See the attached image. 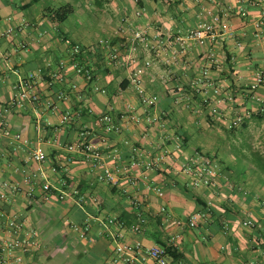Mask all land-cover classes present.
I'll list each match as a JSON object with an SVG mask.
<instances>
[{
	"label": "crops",
	"instance_id": "crops-1",
	"mask_svg": "<svg viewBox=\"0 0 264 264\" xmlns=\"http://www.w3.org/2000/svg\"><path fill=\"white\" fill-rule=\"evenodd\" d=\"M63 6L72 12L54 25L52 12ZM78 11L90 19L86 27ZM213 14L225 23L227 31L213 41L220 62L211 66L210 75L222 84L223 92L231 94L230 102L222 99L204 103L201 94L191 88V80L206 65L207 46L192 43L182 49L177 40ZM7 16L14 23L23 20L28 26L9 38H0V109L12 96V86L18 79L34 72L47 74L60 61L67 66L69 81L78 83L83 93L81 102L75 97L71 102L58 101L56 89L67 90V84L55 83L48 88L41 82V101L7 117L11 134L21 133L30 141L27 146L11 148L7 137L0 140V181L19 185L10 200L0 199V241L11 237L6 225L9 217L21 222L22 234H30L34 240L25 250L11 252L9 259L21 258L14 264H81L83 256L88 264H125L112 260L120 241L118 233L123 241L140 240L146 246L172 248L174 255H169L168 264H264V162L244 150L248 131L264 123L263 106L253 99L257 95L264 100V83L251 88L256 71L264 70V0H177L170 5L159 0H0L2 25H6L3 20ZM139 28H147L151 49L132 42V33ZM66 40L84 48L78 59L92 68V82L70 69L72 58ZM112 50L128 64L114 66L109 59ZM147 59L152 66L144 74L143 83L158 97L148 116L143 114L128 79L133 68ZM96 85L105 92H95ZM48 100L56 105L55 111L44 104ZM79 104L92 107L95 114L111 109L116 117L133 109L141 118L140 124H131L120 134L108 137L103 145L107 165L114 163L110 148L126 154L125 140L139 146L146 159L158 155L162 148L168 151L167 156L147 173L146 181L137 178L132 184L119 176L117 183L109 184L95 181L83 157L75 154L64 176L83 195L81 202L71 197L60 201L56 193L44 200L39 180L25 183L16 168L34 171L41 167L52 182L49 163L39 165L30 157L34 144H41L51 158H62L67 155L65 145L76 141L82 130H90L89 139L98 142L102 128L94 115L60 124V114L66 109L76 110ZM213 107L216 114L211 111ZM235 114L248 116L242 128L230 131L225 120ZM216 140L221 148L215 146ZM195 153L219 162V175L210 186H193L192 179L181 170V162ZM233 153L254 171L263 189L245 175L241 166L233 167L218 158V154ZM132 171L138 175L141 166H134ZM132 198L143 201L153 213L143 234L128 229L134 220ZM202 203L211 209L196 226L176 225L175 220L187 221L192 214L202 212ZM111 216L124 221V227L108 223ZM248 219L252 226H243ZM223 221L228 224L226 231ZM72 224L88 225L84 238ZM146 264L154 263L149 260Z\"/></svg>",
	"mask_w": 264,
	"mask_h": 264
},
{
	"label": "built area",
	"instance_id": "built-area-1",
	"mask_svg": "<svg viewBox=\"0 0 264 264\" xmlns=\"http://www.w3.org/2000/svg\"><path fill=\"white\" fill-rule=\"evenodd\" d=\"M166 5L175 4L177 0H159ZM198 1V0H193ZM138 14V12H136ZM6 25H2L0 21V38H9L15 35L17 32L28 26L26 22L22 20L20 23H14L12 18L7 16L3 20ZM218 28H220L218 30ZM227 28L224 22L221 21L217 14L210 15L208 20L201 21L194 28L189 30L184 36L177 37L178 43L182 49L190 46L194 43L199 46H207L205 60L206 65L201 70L200 74L191 80V88L201 94L203 102L209 103L210 100L214 102H220L222 99L231 101L233 97L231 94L223 92V86L217 83L216 80L210 75L211 66L220 62L217 52L215 51L213 41L218 34L226 33ZM228 33V32H227ZM42 35L43 32H38ZM230 35V34H229ZM149 32L147 28H139L132 33V42L141 45L144 49H151L153 45L149 44ZM105 48L109 47L107 42H100ZM68 45L69 54L72 58L69 65L70 69L77 75L83 78L86 82H92L94 80V74L91 67L81 64L78 55L82 52V46L79 43L66 40ZM23 47V44H20ZM16 49V47H14ZM12 49V51H14ZM8 57V54L5 55ZM109 59L114 66H122L128 64V60H121L116 50H112L109 54ZM152 66L151 60H144L141 64L135 66L130 73L128 79L130 86L133 88L138 96V101L142 105L143 114L148 116L150 109L155 106L158 101V97L155 94L150 93L143 83L144 74ZM67 66L64 61H60L56 67L49 73H31L20 79H18L12 86V96L9 100L1 106L0 109V140L3 137L8 138V145L11 148H18L21 145L27 146L30 141L23 138L21 133L15 132L11 134V128L8 121V116L15 111H19L25 108L28 104H34L41 101V94L38 90L39 84L44 82L48 88H53L55 83L67 84L68 89H62L58 87L55 91V98L58 101L71 102L72 97H75L77 101L81 102L83 99V93L78 87V83L69 81L67 76ZM264 83V70L263 67L256 71L255 79L251 84V88L254 89ZM93 90L98 93H104L105 90L99 86H94ZM253 99L262 104L261 110L264 111V100L257 95H253ZM44 104L51 110H56L54 102L48 100ZM131 112L121 113L119 117H116L111 109L105 112L95 111L92 107H84L83 104H79L77 109L72 111L66 109L59 117L60 124H67L75 119L81 118L83 115H94L96 117V123L102 128V132L98 138V142H94L89 139L92 135L90 130H82L79 132L78 139L74 142L67 143L65 150L67 155L62 158H51L44 150L41 144H34L30 149V157L39 165H43L48 162V170L54 179L51 182L44 174V171L40 167L37 170H26L24 168H16L22 176V180L25 183L33 184L37 182L42 190V197L44 200H49L52 193H56L58 200H65L68 197L74 198L76 202H81L83 195L80 194L77 188L71 187L64 174L69 170L70 164L73 162V155L80 154L83 157L85 164L88 167L89 172L94 175V179L97 182H105L109 184H115L118 181L119 176L128 178L130 183H136V179L140 178L144 181L147 180V173L154 168L158 167L163 158L167 156L168 151L162 148V152L152 159H146L143 150L135 143L125 140L128 150L126 154H122L116 148H110V157L113 159V165L109 166L105 163L103 145L108 143V137L111 135L120 134L125 128H128L131 124H140V116L133 110ZM212 113L216 114L217 109L213 107ZM246 114H235L225 120V126L229 130H235L242 126ZM150 118L147 117V123H150ZM177 139V138H176ZM180 144L179 140L177 139ZM108 147H110L108 145ZM178 148V144H177ZM181 170L186 173L192 179V185L198 186H210L216 180L219 175L220 167L216 158L210 156H203L195 153L190 158L181 162ZM134 166H141V171L138 175L132 171ZM32 188V187H31ZM19 189L17 182L9 180L0 181V199L10 200V196H13ZM31 193V190H30ZM130 205L133 208L134 220L128 224L129 231L135 234H143L146 230L148 223V217L153 213L146 209L143 201L137 198L130 200ZM264 205V202H263ZM161 212H165V208H160ZM205 212H196L192 214L187 221L175 220L177 226L194 227L197 222L205 217ZM108 223H116L119 227H124V221L119 220L115 216L107 218ZM253 222L248 219L242 222L243 226H252ZM7 230L11 237L0 241V264H14L21 260L20 257L9 259L13 250H25V247L29 244H33L34 240L30 234H22L23 228L21 222H18L14 217L7 219ZM71 227L79 232L81 238L85 237L88 231V225L84 224L78 226L72 224ZM222 228L224 231L228 229V224L222 222ZM22 234V235H21ZM117 237L120 241L117 243L112 256L113 262H123L125 264H146L152 261L154 264H168L169 252L168 246L154 245L146 246L140 240H134L131 242L123 241V236L118 233ZM264 255V249L262 251Z\"/></svg>",
	"mask_w": 264,
	"mask_h": 264
},
{
	"label": "rangeland",
	"instance_id": "rangeland-1",
	"mask_svg": "<svg viewBox=\"0 0 264 264\" xmlns=\"http://www.w3.org/2000/svg\"><path fill=\"white\" fill-rule=\"evenodd\" d=\"M78 14H79L81 22L86 27V25L89 24L88 21L90 19H88L85 16V14L83 15L81 13V11H78L77 15ZM81 15H82V18H81ZM240 128H242V126H240L239 128H237L235 130H238ZM248 133H249V135L244 140V142L245 141L247 142L248 146L244 147V150H246V152H248V154H250L251 158L259 157V159H261V161L264 162V123H263V121L259 122L258 124L253 125L251 130L248 131ZM206 141L210 142L209 139ZM214 142H215V146L220 147V142L218 140H216ZM218 158L220 160H222L223 162H225L226 164H230L233 167L241 166V168L243 170H245L246 176H249L250 179L253 180V182L256 181L259 184L260 188L263 187L261 181L259 180V177H254V174H255L254 171H252L251 169L248 170L247 165L242 162L241 158L237 154H234V153L232 155L218 154ZM255 189H257V188H255ZM80 259H81V264L82 263L88 264V262H87L88 258L87 257L83 256Z\"/></svg>",
	"mask_w": 264,
	"mask_h": 264
},
{
	"label": "trees",
	"instance_id": "trees-1",
	"mask_svg": "<svg viewBox=\"0 0 264 264\" xmlns=\"http://www.w3.org/2000/svg\"><path fill=\"white\" fill-rule=\"evenodd\" d=\"M71 12H72V9L70 7H67V6H63L61 8H58L57 10H55V11L52 12V15L50 17L52 23L54 25L60 24L63 20H65L66 16L68 14H70ZM83 51H84V48L82 47V52ZM82 52H81V54H82ZM81 54H79L78 56H81ZM79 61H80L81 64H85V65L89 66L88 64L84 63L82 60L79 59ZM243 124H242V126H243ZM230 131H234V129L233 130H230ZM263 202L264 201H261V205L264 207ZM201 208H202V211L203 212H209L208 210L211 209L207 204H204V203L201 204ZM168 252H169V254L174 255L173 254V250L170 247H168Z\"/></svg>",
	"mask_w": 264,
	"mask_h": 264
}]
</instances>
